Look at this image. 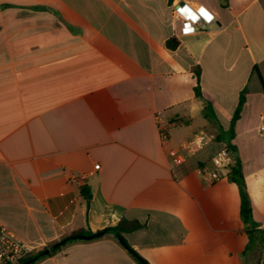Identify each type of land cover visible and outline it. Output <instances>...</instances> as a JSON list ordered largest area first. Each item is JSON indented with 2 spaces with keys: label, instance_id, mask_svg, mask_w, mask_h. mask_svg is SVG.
Instances as JSON below:
<instances>
[{
  "label": "crops",
  "instance_id": "obj_1",
  "mask_svg": "<svg viewBox=\"0 0 264 264\" xmlns=\"http://www.w3.org/2000/svg\"><path fill=\"white\" fill-rule=\"evenodd\" d=\"M176 1L214 22L182 36L168 0H0V223L32 252L125 218L145 223L121 236L148 264H264L236 184L197 173L229 142L264 231V2ZM242 90L232 136L218 140ZM208 129L202 149L171 163V149ZM34 264L137 263L104 233Z\"/></svg>",
  "mask_w": 264,
  "mask_h": 264
},
{
  "label": "built area",
  "instance_id": "obj_2",
  "mask_svg": "<svg viewBox=\"0 0 264 264\" xmlns=\"http://www.w3.org/2000/svg\"><path fill=\"white\" fill-rule=\"evenodd\" d=\"M169 9L171 15L180 21L178 33L182 36L194 34L200 28L208 27L215 20L214 14L200 4L191 5L185 1L173 0L169 3ZM160 135L163 138L166 135L161 128ZM209 140L210 137L204 131L194 133L169 151L171 163L173 165L182 164L187 157L202 149ZM232 162L233 157L231 152L226 145H222L212 156L210 165L201 164L197 167V173L202 178L212 182L227 173ZM98 166L94 165V168L98 169ZM78 178L74 174L69 176L71 182H76ZM31 252L32 249L28 245L19 240L10 229L0 223V264H16L21 258Z\"/></svg>",
  "mask_w": 264,
  "mask_h": 264
},
{
  "label": "trees",
  "instance_id": "obj_3",
  "mask_svg": "<svg viewBox=\"0 0 264 264\" xmlns=\"http://www.w3.org/2000/svg\"><path fill=\"white\" fill-rule=\"evenodd\" d=\"M172 1L173 0H168V3H171ZM165 45L168 49H174L178 45V42L174 38H169L166 40ZM194 75L196 77V84L193 87L194 96L203 101L204 107H205V113L209 117V114H207V113H209L211 108H210L209 104L205 100H203V98L201 96L200 85H199V70L198 69L196 71H194ZM245 93H246L245 90H242L240 92V94L238 96V100H237V105L235 107V110H234L233 115H232L231 120H230L229 128L223 135H217L218 140H221V138L229 139L232 136L233 125L236 122V120L238 119L240 110H241V108L245 102ZM226 146L228 147V149L231 152L232 157H233V162L229 166L228 171H227V178L231 182L235 183L237 188H238L239 198H240V217H241V220L244 224L245 233L248 236L250 243L253 240L257 239L258 237L261 239V242L264 243V231L257 229V223L252 218L251 203H250V199H249L248 192L246 189V184H245L244 176L242 173L241 165H240L239 159L234 156L235 148L231 144H229V142L226 143ZM80 194L83 198H86L88 196L89 192L86 188L82 187V188H80ZM109 228L114 230L118 234L123 235V234H128V233H131V232L145 228V223H141L137 220H127L125 218H121L115 226L109 227ZM83 233H84V231L76 232V234H83ZM52 244H54V243H51L50 245H52ZM61 245L54 248L48 255L43 256L42 258H45V257H48V256L54 254L60 248ZM37 252H39V251H35V252H32V253L26 255L25 257L21 258L16 264L23 263L27 259L31 258L33 255H35ZM129 254L136 261L137 264H141L142 261L145 262L146 264H148L138 254H136V253L135 254L129 253ZM42 258H40V259H42ZM34 263L35 262H33L31 264H34Z\"/></svg>",
  "mask_w": 264,
  "mask_h": 264
},
{
  "label": "water",
  "instance_id": "obj_4",
  "mask_svg": "<svg viewBox=\"0 0 264 264\" xmlns=\"http://www.w3.org/2000/svg\"><path fill=\"white\" fill-rule=\"evenodd\" d=\"M88 198H90L88 196ZM104 233H111L116 240L131 254H135L134 251L126 244V242L124 241V239L122 238V236L120 234H118L117 232H115L114 230L110 229V228H106L94 233H90V234H74V235H70L60 241H57L56 243L40 250L39 252H37L35 255H33L31 258L27 259L26 261H24L21 264H31L33 262L38 261L40 258H42L43 256L48 255L54 248H56L57 246L61 245L62 243L66 242V241H70V240H92V239H96L100 236H102ZM141 264H146L145 262H141Z\"/></svg>",
  "mask_w": 264,
  "mask_h": 264
},
{
  "label": "rangeland",
  "instance_id": "obj_5",
  "mask_svg": "<svg viewBox=\"0 0 264 264\" xmlns=\"http://www.w3.org/2000/svg\"><path fill=\"white\" fill-rule=\"evenodd\" d=\"M215 2H218V4L221 6V7H223L224 5H225V3H226V1L227 0H214ZM248 37L250 38L249 40H250V44H251V47L253 48V40L251 39V37L249 36V34H248ZM250 45L249 44H246L245 45V47L246 48H248ZM250 47V48H251ZM208 136H211V134H210V132H209V129H208V131H204Z\"/></svg>",
  "mask_w": 264,
  "mask_h": 264
},
{
  "label": "snow or ice",
  "instance_id": "obj_6",
  "mask_svg": "<svg viewBox=\"0 0 264 264\" xmlns=\"http://www.w3.org/2000/svg\"><path fill=\"white\" fill-rule=\"evenodd\" d=\"M181 11H183V9H181Z\"/></svg>",
  "mask_w": 264,
  "mask_h": 264
}]
</instances>
